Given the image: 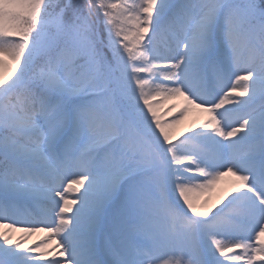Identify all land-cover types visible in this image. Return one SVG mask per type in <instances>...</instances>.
Returning a JSON list of instances; mask_svg holds the SVG:
<instances>
[{
	"label": "snow or ice",
	"instance_id": "1",
	"mask_svg": "<svg viewBox=\"0 0 264 264\" xmlns=\"http://www.w3.org/2000/svg\"><path fill=\"white\" fill-rule=\"evenodd\" d=\"M0 229V264H264V0H0Z\"/></svg>",
	"mask_w": 264,
	"mask_h": 264
},
{
	"label": "bare ground",
	"instance_id": "2",
	"mask_svg": "<svg viewBox=\"0 0 264 264\" xmlns=\"http://www.w3.org/2000/svg\"><path fill=\"white\" fill-rule=\"evenodd\" d=\"M153 103L157 104V111L158 114L161 116V118H164L163 121H173L174 119L179 118V110L183 106V101L182 99H169L166 101H153ZM173 106H176L175 109L171 112L168 111V109L173 108ZM166 110V113H160V110ZM169 115V116H166ZM207 119V115L205 113L200 112L199 110H191L187 115L183 117L181 120V123L176 126L175 129V136L174 140L179 137L180 139H183V136H181V133L188 134L189 129H196V126L202 123L204 120ZM225 177L224 179H226ZM223 179V180H224ZM230 178L228 177V188H222L221 185L216 186L215 190L211 194H207L205 199L200 200L203 202L204 200L208 201V207H213V206H220L222 207L223 205L221 204V200L224 197H227L230 192H232V186H233V180L230 181ZM83 189H81L82 191ZM230 198V196H228ZM6 229H0V231H5ZM22 236L24 233L20 232L19 230L13 231L10 233L12 236H16L17 234H20ZM39 236L41 235V239L45 235L41 233H37Z\"/></svg>",
	"mask_w": 264,
	"mask_h": 264
},
{
	"label": "rangeland",
	"instance_id": "3",
	"mask_svg": "<svg viewBox=\"0 0 264 264\" xmlns=\"http://www.w3.org/2000/svg\"><path fill=\"white\" fill-rule=\"evenodd\" d=\"M5 65H6V67H5L4 71H5V73H7L8 69L11 67V62L8 61L7 59H5ZM160 113L165 114V113H166V110L164 111V110L162 109V110H160ZM166 116H169V115H166ZM162 120H164V118H162ZM229 178H230V179H229L230 181L234 180L233 177H229ZM231 179H232V180H231ZM228 183H229V182H228V177H227L226 179L222 180V181L220 182V184H218V185H221L222 188H228ZM232 184H233V183H232ZM218 185H217V186H218ZM232 188H233V186H232ZM206 195H207V194L200 196L199 199H200V200L205 199ZM227 197H228V196H227ZM229 199H230V198H229ZM224 202L226 203L227 200H224ZM37 233H41V234L45 235V233H42V232H35V233H33L31 236H27V238H26V242H25V244H24V247H25V248H27V247H29V246H34L35 244L40 243V242L42 241V239H41V235L39 236V234H37ZM20 235H21V233H20V234H17L16 236H13V239L15 240V239L21 237ZM24 235H25V233H24L22 236H24Z\"/></svg>",
	"mask_w": 264,
	"mask_h": 264
}]
</instances>
